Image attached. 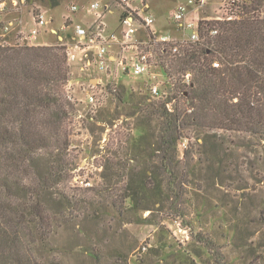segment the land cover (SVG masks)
I'll return each instance as SVG.
<instances>
[{"label": "rangeland", "instance_id": "1", "mask_svg": "<svg viewBox=\"0 0 264 264\" xmlns=\"http://www.w3.org/2000/svg\"><path fill=\"white\" fill-rule=\"evenodd\" d=\"M106 1L26 0L18 11L3 12L0 44H19L18 21H23L27 33L32 12L38 17L43 12L50 22L42 32L34 27L41 32L35 46L60 44L49 30L65 37L62 26L70 24L72 5L79 9L73 17L86 15H80L84 24L96 20ZM187 1L147 0L158 36L167 34L173 40L182 36L169 17ZM93 2L100 7L88 12ZM232 2L207 1L198 11L199 20H222L231 12ZM112 10L104 23L113 41H121L122 32L132 29L135 38H148L141 26H119L121 11ZM8 21L14 25L6 31ZM112 48L115 53L116 47ZM164 58H154L156 79L82 71L79 61L67 60L65 95L74 106L68 120V165L46 188L44 204L53 221L48 239H36L32 251L41 264H215L208 249L196 241V233L211 239L228 264H264V138L243 131L187 129L177 141L176 153L180 168L185 166L187 183L179 211L172 210L156 160L161 120L152 106L170 104L172 109L173 103L152 96L148 89V84H157L162 91L170 88L159 68ZM90 84L105 95L95 113L87 106ZM50 163L49 156L38 160L43 173Z\"/></svg>", "mask_w": 264, "mask_h": 264}, {"label": "trees", "instance_id": "2", "mask_svg": "<svg viewBox=\"0 0 264 264\" xmlns=\"http://www.w3.org/2000/svg\"><path fill=\"white\" fill-rule=\"evenodd\" d=\"M231 9L222 20H201L199 41L176 54L165 48L163 55L173 108L152 106L161 120L156 160L176 214L187 183L185 166L176 161L177 141L187 129L264 138V0H234ZM69 76L62 46H0V264H41L32 251L36 239H48L53 221L46 188L68 165ZM43 156L51 159L46 173L38 164ZM195 238L215 264H228L211 239Z\"/></svg>", "mask_w": 264, "mask_h": 264}, {"label": "built area", "instance_id": "3", "mask_svg": "<svg viewBox=\"0 0 264 264\" xmlns=\"http://www.w3.org/2000/svg\"><path fill=\"white\" fill-rule=\"evenodd\" d=\"M209 0H188L186 4H179L172 11L169 20L173 22L177 28L182 31L183 35H188L186 39L175 38L173 40L170 35L164 34L158 36L154 30L155 19L149 13V4L147 0H107L102 5V12L96 14V20L90 26H84L75 23L71 15L76 14L79 9L76 5H72L69 10L70 24L62 26L67 30L65 37H58L56 30H49L51 34L60 39V44L65 49L67 60H76L80 63L82 71H96L106 73L109 76H116L119 72L130 73L138 77H146L147 79H156L158 74L154 72L156 68L154 58L163 56L165 48L172 54H176L188 42L194 43L199 41L198 24L199 9L202 8ZM26 0H0V24L4 22L3 12H16ZM100 7L98 2L90 5L89 11H96ZM114 8H119V26H141L147 30V39L141 40L133 35L134 29L123 31L121 41H113L112 36L106 34L103 22V14L111 13ZM193 11V12H191ZM194 13V16H189ZM32 24L29 31L25 32V25L22 20L18 21L17 26L22 34L19 44L14 46H35V41L42 30L50 23L45 14L41 12L38 17L32 12ZM51 21V20H50ZM14 23L8 21L5 23L4 29L9 31L13 28ZM60 26V27H61ZM39 27L41 32L38 34ZM69 31V32H68ZM188 31V32H187ZM211 36L217 35V30L210 31ZM68 37V40H66ZM39 45H45L40 43ZM0 46H12L9 42L4 41ZM116 47L115 53L111 49ZM159 46V49H158ZM217 66V64H215ZM161 68V67H159ZM190 75L184 76L185 83L189 82ZM97 89V85H89L88 91L85 92L87 97L88 111L95 113L102 102L105 100L103 89ZM150 94L154 97L167 98L169 89L161 90L157 84H148ZM86 185V184H85Z\"/></svg>", "mask_w": 264, "mask_h": 264}, {"label": "crops", "instance_id": "4", "mask_svg": "<svg viewBox=\"0 0 264 264\" xmlns=\"http://www.w3.org/2000/svg\"><path fill=\"white\" fill-rule=\"evenodd\" d=\"M106 14L107 13H105V14H103V22H104V19H105V16H106ZM75 14H73L72 16H71V18L73 19V21L75 22V23H80V24H82V19H81V17L82 16H86L85 14H80L81 15V17H80V15H78V16H75V17H73ZM76 21H78V22H76ZM93 23V21L91 20H89L87 23H85L84 22V26H90L91 24ZM104 25H105V30H106V24L104 23ZM179 30V29H178ZM180 31V30H179ZM181 33H182V31H180Z\"/></svg>", "mask_w": 264, "mask_h": 264}]
</instances>
